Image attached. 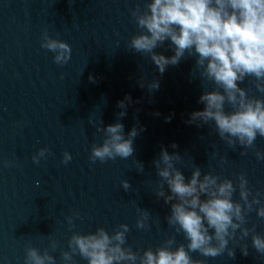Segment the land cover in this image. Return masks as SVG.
<instances>
[{
  "label": "water",
  "instance_id": "1",
  "mask_svg": "<svg viewBox=\"0 0 264 264\" xmlns=\"http://www.w3.org/2000/svg\"><path fill=\"white\" fill-rule=\"evenodd\" d=\"M145 2L0 0V264H24L30 246L48 248L61 264L73 232L102 226L111 233L121 223L129 225L126 246L133 250L156 248L170 236L184 242L168 224L170 203L155 194L160 178L153 161L162 147L179 153L175 164L186 177L198 166L202 173L212 171L238 184L243 173L253 194H264V161L255 157L256 150L264 151V137L243 150L229 147L211 122H188L192 111L204 107L202 92L215 86L201 79L195 56L185 53L160 73L147 53L129 47L140 31L131 12L137 6L143 10ZM44 32L71 45L67 62L57 64L54 53L41 47ZM155 51L173 54L167 40ZM153 80L159 86L150 90ZM241 87L250 96H264L252 78ZM125 97L131 100L120 115L118 102ZM117 121L125 135L133 126L138 129L132 154L92 160V146L105 137L103 127ZM40 148L48 151L34 162ZM65 151L72 154L66 163ZM123 180L129 182L127 190ZM233 199H239L238 188ZM142 210L149 218L138 228ZM246 215V226L264 234V218L255 210ZM244 245L247 255L240 250ZM228 246L235 249L234 257L227 251L216 257L191 255L207 264H264L251 233L241 238L237 230ZM74 259L87 264L78 254Z\"/></svg>",
  "mask_w": 264,
  "mask_h": 264
},
{
  "label": "clouds",
  "instance_id": "2",
  "mask_svg": "<svg viewBox=\"0 0 264 264\" xmlns=\"http://www.w3.org/2000/svg\"><path fill=\"white\" fill-rule=\"evenodd\" d=\"M131 14L140 29L131 36V49L147 53L160 73L177 64L185 53L194 55L201 79L215 85L202 92L199 102L204 107L192 111L188 122L198 125L211 122L229 147L240 145L243 150L254 147L257 136L264 137V96H250L241 82L252 78L258 92L264 93V0H146L143 10L137 6ZM166 40L172 55L155 51ZM41 47L54 53L57 64L67 62L71 55L67 41L47 32L42 34ZM158 86L159 81L153 80L148 87L151 90ZM130 100L131 97H125L118 102L120 115L125 114V101ZM123 129L119 121L104 126L105 137L102 143L92 146L91 159L104 161L130 156L138 129L133 126L127 135ZM172 147L176 148L174 142ZM47 151L40 148L33 161L39 162ZM255 157L264 161V151L256 150ZM180 158L179 153H169L162 147L153 163L160 178L155 194L170 203L168 224L176 233L183 234L184 242L177 243L175 236H170L156 248L140 252L126 246L127 223H121L111 233L101 226L87 233L73 232L68 250L61 253V264H77L76 254L87 264H207L206 259H193L191 254L216 257L227 251L229 257H234L235 249L228 245L237 230L241 238L251 233L252 247L264 253V234L256 232L255 226H246V214L253 210L264 218V194L259 191L253 194L243 173L238 176V184L212 171L202 173L198 166L186 177L175 164ZM71 159L72 154L65 151L63 162ZM137 164L142 171L143 163ZM122 186L127 190L129 182L123 180ZM237 188L238 200L233 199ZM148 218V211L142 210L137 227H145ZM68 220L71 224L72 217ZM55 246L52 241L51 247ZM240 250L243 255L248 254L247 245ZM24 264H57V261L48 248L41 251L30 246Z\"/></svg>",
  "mask_w": 264,
  "mask_h": 264
}]
</instances>
